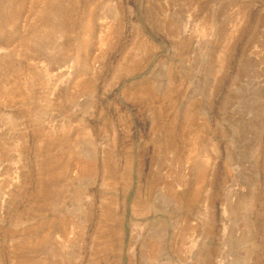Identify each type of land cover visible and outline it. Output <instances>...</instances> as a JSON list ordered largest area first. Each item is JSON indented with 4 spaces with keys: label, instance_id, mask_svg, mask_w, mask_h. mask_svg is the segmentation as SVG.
I'll use <instances>...</instances> for the list:
<instances>
[{
    "label": "rangeland",
    "instance_id": "374dc122",
    "mask_svg": "<svg viewBox=\"0 0 264 264\" xmlns=\"http://www.w3.org/2000/svg\"><path fill=\"white\" fill-rule=\"evenodd\" d=\"M0 264H264V0H0Z\"/></svg>",
    "mask_w": 264,
    "mask_h": 264
},
{
    "label": "bare ground",
    "instance_id": "6f19581e",
    "mask_svg": "<svg viewBox=\"0 0 264 264\" xmlns=\"http://www.w3.org/2000/svg\"><path fill=\"white\" fill-rule=\"evenodd\" d=\"M161 249V248H160ZM157 254V253H156ZM159 254V253H158Z\"/></svg>",
    "mask_w": 264,
    "mask_h": 264
}]
</instances>
